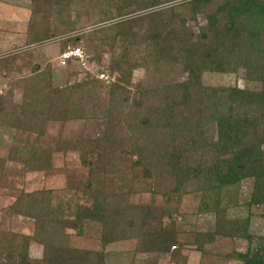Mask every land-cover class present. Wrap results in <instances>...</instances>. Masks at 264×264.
<instances>
[{
	"label": "trees",
	"instance_id": "1",
	"mask_svg": "<svg viewBox=\"0 0 264 264\" xmlns=\"http://www.w3.org/2000/svg\"><path fill=\"white\" fill-rule=\"evenodd\" d=\"M27 28L25 46L83 31L67 37L62 52L83 47L100 73L117 76L86 72L70 83L69 72L57 80L55 67L35 63L32 51L0 57V80L19 73L23 93L22 105L13 89L0 95V128L27 134L29 146L11 148L0 166L44 171L54 153L78 152L88 172L67 188L91 202L70 210L52 189L20 191L6 213L33 219L34 233L0 222V264H109L107 246L131 240L144 264L167 255L187 264V248L204 252L222 237L248 241L228 261L264 264V236L252 232L253 209L264 206V0H32ZM137 71L144 75L134 82ZM206 72L255 74L262 89L208 86ZM76 120L97 128L41 144L53 123ZM189 183L199 194L196 213L214 215L213 230L182 225ZM137 184L148 187L150 203L131 202V194L147 193ZM232 206L246 214L230 218ZM88 222L102 227L99 247L71 246L68 231L83 237ZM32 243L42 246L41 258L30 255Z\"/></svg>",
	"mask_w": 264,
	"mask_h": 264
},
{
	"label": "rangeland",
	"instance_id": "2",
	"mask_svg": "<svg viewBox=\"0 0 264 264\" xmlns=\"http://www.w3.org/2000/svg\"><path fill=\"white\" fill-rule=\"evenodd\" d=\"M32 0H0V57L2 55L15 54L18 51L29 50L34 54V62L40 64L42 67L51 63L56 69L57 80H63L68 72L70 74V83L80 82L86 78V72L92 75L99 76L101 67H97L96 63H92L89 55L84 51L83 47H79L82 58L72 57L62 61L60 59L63 53V41L67 37L77 36L83 31H75L71 34L56 36L42 42L39 45H26V37L28 24L31 16ZM76 15V14H75ZM193 29H196L194 23ZM74 49L73 46H67L66 50ZM65 50V51H66ZM76 59V60H75ZM109 56H104L103 64H108ZM78 71V73H76ZM111 76V81L115 80V76ZM23 77H28L29 71L24 70ZM143 72H135L134 82H138L143 78ZM19 73H13L8 78L0 80V95L6 94L13 89L15 103L22 105L23 93L22 86H16V78H19ZM205 85L211 86H239L247 90L258 91L262 89V84L257 80L255 74H246L243 72L239 74L234 73H218L206 72L203 76ZM19 111V110H18ZM85 124V125H84ZM102 124V123H101ZM96 121H71L66 124L59 122L51 125L49 133L41 140V144L48 147H53L58 137L76 136L84 132L93 133L96 130ZM27 134L19 133L7 128H0V157L7 158L10 154L11 148L17 146H27L24 143L27 140ZM33 142L34 138L29 139ZM22 163L16 161H7L5 167L0 166V222H3V227L8 228L13 232L19 234H33L35 229V221L31 218H26L21 215H9L6 213L8 207L14 202L15 197L20 191L33 192L42 189H52L56 192L59 199L68 205L71 209H75L77 204H91L89 198L81 192L69 190L67 188L68 180H82L88 170L80 163L78 152L62 153L57 152L52 156L51 167L44 171L24 172ZM110 188L117 190L121 183L118 179L111 181ZM245 186V185H244ZM248 186V185H247ZM137 189H143L147 192L148 187L145 185H135ZM186 195L181 201V212L185 214L182 225L185 227H193L199 224L203 230H213L214 215H198L196 209L199 204V194L194 193L195 185L189 183L185 186ZM244 194L247 195L249 189L244 187ZM158 201L162 203V199L158 197ZM132 203H150V193L144 195L131 194ZM246 214V211L241 207H230L229 217L236 218ZM264 206L253 209L252 218V232L264 236ZM186 230V229H184ZM70 236V245L78 248L97 249L99 247V240L102 234V227L100 224L88 222L86 231L83 237H78L73 231H68ZM236 245L228 238H217L216 242L211 245H206L204 252L196 251L193 246L187 248L182 255L181 260L187 264H228L225 257L237 249L239 251H246L248 241L237 240ZM135 240L119 242L107 246L110 257L109 264H144L145 257L138 255L135 257ZM43 248L37 243H32L30 248V255L34 259L42 257ZM226 261V262H225ZM229 262V261H228ZM146 264V263H145ZM148 264H175L170 260V255L161 257L159 259L150 257ZM230 264H241L234 261Z\"/></svg>",
	"mask_w": 264,
	"mask_h": 264
},
{
	"label": "built area",
	"instance_id": "3",
	"mask_svg": "<svg viewBox=\"0 0 264 264\" xmlns=\"http://www.w3.org/2000/svg\"><path fill=\"white\" fill-rule=\"evenodd\" d=\"M72 57L82 58V54H81L79 48L66 50L65 52H63L61 54L60 59H62V61H65L66 59H71ZM99 77H100V79H102L104 81H107L110 79L109 74H106V73H101Z\"/></svg>",
	"mask_w": 264,
	"mask_h": 264
},
{
	"label": "crops",
	"instance_id": "4",
	"mask_svg": "<svg viewBox=\"0 0 264 264\" xmlns=\"http://www.w3.org/2000/svg\"><path fill=\"white\" fill-rule=\"evenodd\" d=\"M225 262H226V261H225ZM232 262H234V261H229V262L227 261L228 264H230V263H232Z\"/></svg>",
	"mask_w": 264,
	"mask_h": 264
}]
</instances>
